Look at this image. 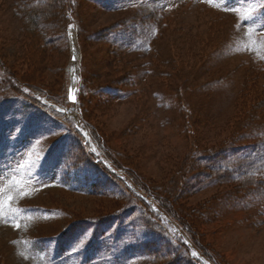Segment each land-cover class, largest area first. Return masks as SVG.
I'll return each instance as SVG.
<instances>
[{
  "label": "rangeland",
  "instance_id": "1",
  "mask_svg": "<svg viewBox=\"0 0 264 264\" xmlns=\"http://www.w3.org/2000/svg\"><path fill=\"white\" fill-rule=\"evenodd\" d=\"M34 1L0 0V62L43 93L0 66V264H150V246L213 264L190 236L214 264H264V0H53L30 35ZM221 147L232 179L198 174ZM172 193L184 232L156 206Z\"/></svg>",
  "mask_w": 264,
  "mask_h": 264
},
{
  "label": "trees",
  "instance_id": "2",
  "mask_svg": "<svg viewBox=\"0 0 264 264\" xmlns=\"http://www.w3.org/2000/svg\"><path fill=\"white\" fill-rule=\"evenodd\" d=\"M64 1H65L66 6H71L74 2V0H64ZM52 3H53V0H40V1L27 2V3L25 2L23 5H20L18 7V13H19V16L21 18L23 29L25 32H27L30 35H32L34 33H38V31L42 27V24L45 22L47 15L49 14L46 7L51 8V6L53 5ZM68 25H69V20L67 19L65 21V23L63 24V30H64L65 36H66L68 56H70L69 40H68V36H67ZM53 40H55V39H53L51 37L50 38H43V43L47 46V45L52 44ZM0 66H1V68L4 69V71L6 73V81H10L11 86L15 89V91H17V92L21 93L22 95H24L25 97L29 98V100H31L32 102L38 103V101L36 100V97L33 95V93H37L38 95H43V93L41 91L42 88L40 86L35 85L32 82H28V81L23 80L11 68H5L1 62H0ZM24 89H26L29 92L25 93ZM53 102H55V101H53ZM55 103H57V102H55ZM84 125L86 127L88 134L91 136V138L94 139V136L92 134L90 126L87 123H84ZM80 137H81V139H83L82 135H80ZM223 148L224 147L219 148L218 151L217 150H214L212 152L210 151L212 157L211 156L201 157L200 161L198 162L199 163L198 164V167H199L198 174H201V172H202L201 168L204 165L205 166L209 165L210 170L205 175L214 176V177L220 175L222 177H227V179H232L231 175H230V171L227 167L218 166L216 164L211 166L209 164V161L211 158L218 157L223 153ZM186 164H187V158H183L181 161V165L185 166ZM112 166L115 170L119 169V167L113 163H112ZM109 173L111 174L112 177H114L115 179H117L118 181L123 183V185L130 192H133L130 189V187L127 184H125L126 179L129 178L128 173H127L128 175L125 172L123 173L124 178L119 177L116 173H114L112 171ZM133 183L135 184V181ZM173 196L175 197L174 193L165 195V198H163L162 201L157 202L156 206H157V209L159 211H161L165 215L166 218H168L169 220L174 222L175 225L178 228H181L184 232L185 230L181 226V223L179 222L178 217L175 215L174 211L169 206L171 204V199H173ZM142 203L148 208V210L152 214H154L155 216H157L159 218L158 213L156 211H154L153 208H151L144 201H142ZM189 239L191 240V243H192L193 247L195 248V250H197L200 253V255L208 258L214 264L213 260L210 257H208L206 254H204V252L201 250V248L199 246H197L196 242L192 239L191 236ZM182 245L185 249L189 250V247H187L188 245L186 246L183 243H182ZM148 249H149V258H150L149 262H150V264H179L180 263L178 260L170 258L166 253L160 254L159 251H157V249L155 248V246L154 247L150 246V247H148Z\"/></svg>",
  "mask_w": 264,
  "mask_h": 264
},
{
  "label": "water",
  "instance_id": "3",
  "mask_svg": "<svg viewBox=\"0 0 264 264\" xmlns=\"http://www.w3.org/2000/svg\"><path fill=\"white\" fill-rule=\"evenodd\" d=\"M70 60L72 62H75L76 61V55L72 51V44L70 45ZM74 88H75V81L72 78H70L69 85H68L67 95H68V101L71 104H75L76 103V94H75ZM70 95L73 96L75 99L74 100L73 99H70L69 98Z\"/></svg>",
  "mask_w": 264,
  "mask_h": 264
},
{
  "label": "bare ground",
  "instance_id": "4",
  "mask_svg": "<svg viewBox=\"0 0 264 264\" xmlns=\"http://www.w3.org/2000/svg\"><path fill=\"white\" fill-rule=\"evenodd\" d=\"M72 50L74 52V54L76 55V59H77V52H76V48L75 46L72 47ZM70 72V76L71 78L75 81V69H74V63L72 64V66L68 69Z\"/></svg>",
  "mask_w": 264,
  "mask_h": 264
},
{
  "label": "snow or ice",
  "instance_id": "5",
  "mask_svg": "<svg viewBox=\"0 0 264 264\" xmlns=\"http://www.w3.org/2000/svg\"><path fill=\"white\" fill-rule=\"evenodd\" d=\"M69 98H70V99H73V100L75 99V98H74L73 96H71V95H70V97H69ZM9 199H11V198H9Z\"/></svg>",
  "mask_w": 264,
  "mask_h": 264
}]
</instances>
